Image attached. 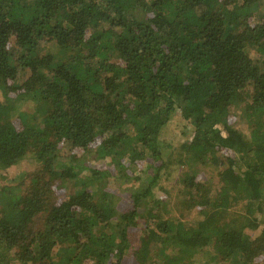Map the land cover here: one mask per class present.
I'll list each match as a JSON object with an SVG mask.
<instances>
[{
    "label": "trees",
    "instance_id": "1",
    "mask_svg": "<svg viewBox=\"0 0 264 264\" xmlns=\"http://www.w3.org/2000/svg\"><path fill=\"white\" fill-rule=\"evenodd\" d=\"M177 110L190 125L182 161L217 174L215 187L184 172L190 226L141 214L160 171L132 182L124 211L108 185L161 160ZM27 160L37 168L0 187V264H124L139 221L136 264H192L210 245L236 264L263 260L264 225L253 235L255 217L233 208L264 191V0H0V172ZM67 180L78 188L60 198Z\"/></svg>",
    "mask_w": 264,
    "mask_h": 264
},
{
    "label": "rangeland",
    "instance_id": "2",
    "mask_svg": "<svg viewBox=\"0 0 264 264\" xmlns=\"http://www.w3.org/2000/svg\"><path fill=\"white\" fill-rule=\"evenodd\" d=\"M51 51L55 54L59 55L60 50L56 48V46L52 44H47L46 47L43 48V51ZM26 74L21 72L19 80H22ZM27 104L21 102V104L18 105V107L22 110L26 109ZM34 107V105H33ZM244 108L242 110H237V125L238 128H241L243 132L250 135L249 132V126L245 122L244 118ZM190 125L186 123V120L182 118L180 115V111L177 110L174 117L170 119L168 124L163 128L162 133L159 137L160 140V150H161V160L153 161L151 159H148L146 166L143 168H138L135 165L130 166V171L132 172L133 176L137 178L135 181L132 177L129 180H123L118 178H111L112 180L110 183L108 182L109 190H113L116 194V201L115 205L119 211H124V209L128 206L129 200H128V188L132 187V182H137V184H145L149 182V179L160 171L159 175V185L154 189L153 196L148 198L149 202L145 200L143 204H141L140 212L142 215H146L148 210H151L154 214H157L158 216L169 218V219H175L178 214L182 215L179 208H181V201L183 200L182 197L178 196L177 190L179 188H182V185H180V180L183 177V174L185 171L189 169L196 170V172H201L203 177L208 180L210 184H213L215 186L217 181V174L216 171L212 167H201V164L195 165V164H188L184 163V156L185 152L182 148V143L186 141L187 136H189L190 131ZM224 134H226L224 132ZM107 135L106 132L102 133L101 139L105 138ZM100 139V141H101ZM98 149L99 146H92L89 151H87V159H85V162L87 166H89L91 163H93V160L96 157H98ZM68 151L63 149L64 154H66ZM69 153V152H68ZM67 153V154H68ZM66 154V155H67ZM101 161L96 162L98 164H103L105 162H111L110 156H107L106 158L99 159ZM183 160V161H182ZM37 168V164L34 162V160H27L23 162L20 165H15L7 170H1L0 172V187L8 185V186H17L19 178L24 173H29L30 171ZM196 168V169H194ZM108 180V179H107ZM60 189L57 193V196L60 198H65L69 196L71 193L76 191L78 188V185H76V181L74 180H67L65 182H60ZM80 187V184H79ZM216 187V186H215ZM214 187V188H215ZM22 190L24 189L21 187ZM90 190L92 192H99L98 187L96 185H92L90 187ZM264 190V188H263ZM244 195V194H243ZM98 196V195H97ZM159 202L157 204L155 202ZM249 202V199L243 198L240 200L237 205L233 208L235 211L240 212L242 214H246V217L249 218L255 217L256 226L250 230V232L253 235H258L264 225V191L262 193L261 199L257 202L253 203V206L251 209H248L247 203ZM260 206H259V205ZM1 206V202H0ZM185 215V214H184ZM182 215V216H184ZM186 218V226H190L194 223V220L190 218V215L184 216ZM115 221H113L114 224ZM38 223H40V220H38ZM144 223L142 221H139V226L135 228V231L132 238H131V245L130 248L126 252V256L124 258V264H136L137 261L134 259L135 252L139 249L140 243H139V236L144 232ZM109 231L115 230V228L108 229ZM3 250L0 248V251ZM15 253L13 251L10 252V255L7 256L9 259L13 257ZM189 254L186 255L182 262H192V264H236L235 258H231L228 260H222L217 256V253L215 251V247L210 245L208 247H205L202 251H195L191 255V258L189 259ZM161 258L159 257V261ZM16 261V260H14ZM13 264H18V262H14ZM253 264H264V259L260 262L253 263Z\"/></svg>",
    "mask_w": 264,
    "mask_h": 264
}]
</instances>
